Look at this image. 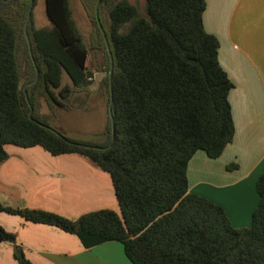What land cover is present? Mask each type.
Returning <instances> with one entry per match:
<instances>
[{
    "label": "trees",
    "instance_id": "obj_1",
    "mask_svg": "<svg viewBox=\"0 0 264 264\" xmlns=\"http://www.w3.org/2000/svg\"><path fill=\"white\" fill-rule=\"evenodd\" d=\"M71 0H45L50 27L25 22L36 0H0V163L7 145L41 147L53 156L77 155L109 174L121 215L103 209L76 220L40 209L0 203V213L19 216L76 235L87 248L119 242L132 264H264V170L256 182L259 203L249 228H236L218 204L189 192L188 165L199 151L221 157L234 141L233 83L219 62V41L205 30L206 0H145V16L129 0H82L103 49L113 100L115 135L96 141L64 139L41 115V98L64 101L94 85L90 49L73 18ZM95 48V47H94ZM33 119H29V104ZM66 74L71 85H63ZM57 90V93H56ZM98 147L94 149L88 147ZM238 165L226 166L233 171ZM0 241L13 244L18 264H31L15 233L0 226Z\"/></svg>",
    "mask_w": 264,
    "mask_h": 264
},
{
    "label": "crops",
    "instance_id": "obj_2",
    "mask_svg": "<svg viewBox=\"0 0 264 264\" xmlns=\"http://www.w3.org/2000/svg\"><path fill=\"white\" fill-rule=\"evenodd\" d=\"M206 3L205 30L218 39L219 62L233 83L229 99L235 137L217 159L202 151L195 154L187 171L189 192L221 206L236 228H249L259 203L256 182L264 170V0ZM47 153L38 147L8 153L0 163V203L34 207L71 220L103 209L118 211L112 182L104 187L93 171L88 174L91 179L85 175L86 159L71 157L63 164L61 157L51 159ZM231 163L238 168L228 171ZM101 181H106L103 176ZM0 226L16 234L31 264H132L119 242L87 248L76 235L4 213ZM0 264H18L12 243L0 241Z\"/></svg>",
    "mask_w": 264,
    "mask_h": 264
},
{
    "label": "rangeland",
    "instance_id": "obj_3",
    "mask_svg": "<svg viewBox=\"0 0 264 264\" xmlns=\"http://www.w3.org/2000/svg\"><path fill=\"white\" fill-rule=\"evenodd\" d=\"M129 2L138 8L141 17L145 16V0H129ZM70 4L73 12V18L76 21L78 29L84 38L86 46L90 49L88 66L94 74L92 79L94 80V85L87 88L86 92L75 93L70 98V100L64 101L67 105L66 109H61L57 106L50 107V105L44 100V98H41V106L39 107V113L41 115H49L51 128H53L62 136L76 140L96 141L100 139V136L104 133L106 128H108V120L110 117V103H108L109 92L106 82L107 74L104 72L103 68V49L101 47L96 46V42H94V39H96L95 27L92 25L91 19L89 18L82 4V0H71ZM32 17L34 24L37 28L51 26V23L45 13V0H36V4L32 10ZM96 77H98L97 84ZM64 84L71 85V81L69 80L66 74L63 75V85ZM18 148L22 147H18L15 145H7L5 147L8 153L11 152L12 149ZM46 155L49 158L52 156L48 153ZM57 157H61L59 162L63 164L67 163L63 159H68L71 157L83 162L82 158L76 155ZM51 159L56 158L55 156H52ZM71 163L75 164L74 161H72ZM83 163H85L83 164L84 174L87 175L90 179L92 177L88 174L93 171L91 173L93 178L95 180H99L102 186L106 187L107 182H110L111 184L109 174L101 170H97L96 168H93L91 166L92 164H89V162L87 161ZM102 176L105 178V182L101 181ZM33 208L34 207H31V209ZM117 209V213L121 215L119 206H117Z\"/></svg>",
    "mask_w": 264,
    "mask_h": 264
},
{
    "label": "water",
    "instance_id": "obj_4",
    "mask_svg": "<svg viewBox=\"0 0 264 264\" xmlns=\"http://www.w3.org/2000/svg\"><path fill=\"white\" fill-rule=\"evenodd\" d=\"M99 4H100V0H97V3H96V7H95V15H96V20H97V23H98V26L102 32V35L104 37V40H105V43H106V47H107V50H108V53H109V57H110V74H109V87H110V91H111V96H112V73H113V57H112V54H111V51H110V46H109V42L107 40V37H106V34H105V31L101 25V21H100V18H99ZM32 10L33 8L31 7L29 9V12H28V16H27V19H26V22H25V27H24V31H25V36H26V39H27V43H28V48H29V54L31 56V59L33 60V64L35 66V62H34V59H33V53H32V46H31V41H30V37H29V34H28V26H29V23H30V19L32 17ZM38 77H39V72L38 70L36 69V77L35 79L33 80V82L31 83H28L25 87H24V93L26 95V99H27V102H28V98H27V88L31 85H33L37 80H38ZM97 78L96 77V84H97ZM29 104V108H30V112H29V119L34 121L33 119V108L32 106L30 105V103L28 102ZM112 104H113V100L111 99L110 101V104H109V116H110V119H111V123H112V134H113V137L115 135V130H114V126H113V114H112ZM40 126L42 127H45L49 130H51L52 132H54L55 134H57L58 136H60L61 138L64 139V136H62L61 134H59L57 131H55L53 128L51 127H48V126H45L44 124L42 123H39ZM65 140V139H64ZM88 148H94V149H101V148H98V147H88Z\"/></svg>",
    "mask_w": 264,
    "mask_h": 264
}]
</instances>
